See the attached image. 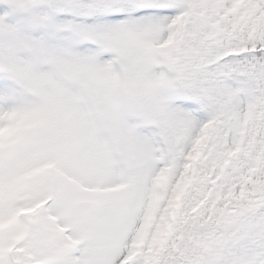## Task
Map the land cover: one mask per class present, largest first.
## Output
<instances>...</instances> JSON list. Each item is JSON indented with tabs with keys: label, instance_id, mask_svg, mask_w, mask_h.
<instances>
[{
	"label": "snow or ice",
	"instance_id": "1",
	"mask_svg": "<svg viewBox=\"0 0 264 264\" xmlns=\"http://www.w3.org/2000/svg\"><path fill=\"white\" fill-rule=\"evenodd\" d=\"M0 264H264V0H0Z\"/></svg>",
	"mask_w": 264,
	"mask_h": 264
}]
</instances>
